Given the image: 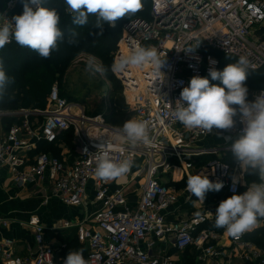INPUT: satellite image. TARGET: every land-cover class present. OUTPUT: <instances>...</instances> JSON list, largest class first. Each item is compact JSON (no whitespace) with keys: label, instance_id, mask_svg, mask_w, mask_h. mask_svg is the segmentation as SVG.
<instances>
[{"label":"built area","instance_id":"built-area-1","mask_svg":"<svg viewBox=\"0 0 264 264\" xmlns=\"http://www.w3.org/2000/svg\"><path fill=\"white\" fill-rule=\"evenodd\" d=\"M20 1L5 0L0 24L17 15L14 10ZM149 2L147 17L135 16L123 23L112 65L137 46L155 47L166 59L161 69L164 83L156 81L151 66L112 73L133 119L150 122L152 144L131 146L118 139V128L109 124L102 113L89 114L84 103L61 96L56 85L48 93L47 109L16 112L19 122L12 123L0 136V167L7 169L17 186L39 184L45 201L54 198L83 213L50 227L37 214L30 215L21 224L32 230L34 251L19 255L15 240L3 238L2 264H63L70 251H64V242L51 241L45 234L69 228L83 245L88 264H175L186 251L193 254L194 264H264V218L239 238L214 227L219 203L233 194H242L253 183L246 180V171L238 169L236 162L224 159V149L231 148L242 125L237 123L234 130L221 136L215 129L211 133L186 129L172 115L176 100L191 78H211L209 68L218 70L214 50L238 59L247 56L254 66L252 70L264 65V38L257 35L256 28L264 21V0ZM65 12L73 15L66 8ZM10 43L16 42L11 39ZM190 48L194 50L188 52ZM1 54L2 49L0 60ZM262 92L264 89H258L253 99ZM63 131L72 133V152L66 156L33 153L40 141L53 142ZM213 136L219 137L223 145L202 142ZM106 140L114 160L128 158L134 162L130 177L113 181L95 177L100 155L97 146ZM238 172L242 180L234 187L231 177ZM201 173L224 184L219 192L212 191L213 208L200 201L199 215L172 219L170 214L177 208L180 195L173 184L186 180L181 190L185 200H190L193 194L187 191V178ZM135 182L139 183V193L131 202L128 192Z\"/></svg>","mask_w":264,"mask_h":264},{"label":"clouds","instance_id":"clouds-1","mask_svg":"<svg viewBox=\"0 0 264 264\" xmlns=\"http://www.w3.org/2000/svg\"><path fill=\"white\" fill-rule=\"evenodd\" d=\"M46 0H23L22 14L0 24V49L14 39L21 47L36 52L41 58L48 59L53 51L59 50V43L64 40V32L59 27L60 15L55 7L45 6ZM67 10L73 13V23L85 26L89 16L96 17L95 28L103 35V26L109 25L125 16L135 14L141 8L142 0H64ZM76 35V33H73ZM190 48L188 52L193 51ZM166 59H162L155 47L137 46L130 54L122 55L111 66L113 73H123L131 67L144 68L151 66L153 75L164 83ZM214 65L216 62L211 61ZM254 69L247 56H240L234 63L227 64L222 71L210 67L207 77L194 76L187 87L180 93L175 102L172 115L186 129H201L211 133L214 129L219 135L231 132L237 123L242 125L231 151L238 169L256 175L259 182L251 183L242 194H233L221 201L215 212V228H223L226 233L239 238L247 231L254 229L258 220L264 218V92L249 100V89L246 80ZM86 71L95 75L106 74L108 69L89 61ZM163 76V80L159 78ZM155 81V83H156ZM15 82L4 70L0 60V100L8 94V88ZM156 92L157 88L154 89ZM117 138L131 146L138 144L151 145L150 122L148 120L128 119L117 129ZM111 145L101 142L97 149L94 175L103 181L121 179L134 166L131 159L117 162L110 155ZM235 187L242 180L238 174L232 177ZM224 187L222 181H211L204 173L189 175L187 191L194 194L199 201L205 200L209 191L219 192ZM199 215V213L197 214ZM83 249L70 251L63 264H88L83 256Z\"/></svg>","mask_w":264,"mask_h":264},{"label":"trees","instance_id":"trees-1","mask_svg":"<svg viewBox=\"0 0 264 264\" xmlns=\"http://www.w3.org/2000/svg\"><path fill=\"white\" fill-rule=\"evenodd\" d=\"M64 0H46L45 6L55 7L60 15L59 27L64 32V40L59 43V50L53 51L52 55L48 59L41 58L36 52L21 47L17 43H10L4 46L2 49L1 60H3V67L9 77H14L15 82L8 88V94L6 98L0 103V106H7L11 104L15 109H27L36 108L43 109L46 106V100L51 88V83L64 73L65 69L69 65V62L77 52H89L94 53L100 59L102 66L108 69L106 75L111 80H115L121 88L118 80L111 73L112 65V53L116 49L117 40L121 34V23L135 16H148V9L150 6L149 0H142L143 7L135 14H130L121 18L115 30L110 29L107 26H103V35H98L100 29L95 28L96 17L94 15L89 16L88 23L85 26H78L73 23V15L65 12L63 8ZM146 7V9H145ZM18 15L23 12V0L16 4L15 10ZM76 33V35H73ZM114 34V39H111V35ZM257 35L264 38V21L257 28ZM100 48V50H97ZM214 55L218 58L219 67L218 70L222 71L223 68L229 64L238 60L233 55L224 54L218 50L213 51ZM59 79V78H58ZM210 83L218 84L219 81H212L208 78ZM246 86L249 89V100H253L251 97V91L254 89H264V65L258 69H250V74L246 80ZM111 91H115L114 88ZM61 96L70 100H81L67 96L61 93ZM72 97V98H71ZM83 103V102H82ZM4 108V107H3ZM99 108L94 110L97 112ZM88 112V110H86ZM113 111V110H111ZM101 112L105 120L115 126L121 128L126 120L130 118V112L117 110L116 112ZM90 113V112H88ZM3 123H8V128L12 123H17L20 120V116L5 115L0 118ZM72 139V142H71ZM64 141L69 149L73 151V136L71 131H63L58 134L56 140L53 142H47L45 140L40 141L37 144L36 150L46 151L54 156H59L60 148L59 144ZM207 158V157H206ZM226 161L233 163L234 157H227ZM253 180H256L253 177ZM65 243V252L85 249L80 244L74 233L72 238L62 240ZM175 264H194L193 254L184 252L181 259L177 260Z\"/></svg>","mask_w":264,"mask_h":264},{"label":"crops","instance_id":"crops-1","mask_svg":"<svg viewBox=\"0 0 264 264\" xmlns=\"http://www.w3.org/2000/svg\"><path fill=\"white\" fill-rule=\"evenodd\" d=\"M4 2L5 0H0V13ZM11 114H13L12 116H16V111L11 112ZM6 130L7 128L3 131L0 124V136L4 134ZM202 142L223 145L222 140L217 136L204 138ZM233 142H231V144ZM58 146L60 148L59 156H66L67 152H72L63 140ZM223 152L225 160L228 159L227 157L233 156L231 148L226 150L224 149ZM209 157L210 156H207V158ZM134 169L135 166H133L127 174V178L130 177ZM253 177H255L256 180H253ZM245 178L249 182L258 181V177L256 175L249 174L248 171L245 173ZM140 181H142V179ZM185 183L186 180L173 184L179 189L180 195L176 206L177 208L170 214L172 219L202 211L200 201L194 194L190 200H185V194L183 190H181L184 188ZM138 186L139 183L135 182L128 192V199L131 202L137 200L139 189L136 187ZM213 199L214 192L209 191L206 193L204 205L209 208H213ZM82 213L81 209L67 206L54 198H48L45 201L43 198V190L39 184H33L25 187L17 186L11 181L7 169L5 167H0V240L3 238H13L15 240V250L17 254L27 255L28 253H32L34 251L32 230L28 226L21 224V222L26 221L30 215L37 214L41 221L46 226L50 227L52 225L61 224L64 219L74 220V218H79L82 216ZM4 221H6V223H4ZM207 224L210 225V223ZM67 231L74 233L73 229L69 228L60 230L57 233L47 231L45 236L51 241L59 242L63 240L64 232ZM222 240H225V236H223ZM182 255L183 254L180 255L178 260L181 259ZM0 264H2L1 258Z\"/></svg>","mask_w":264,"mask_h":264},{"label":"rangeland","instance_id":"rangeland-1","mask_svg":"<svg viewBox=\"0 0 264 264\" xmlns=\"http://www.w3.org/2000/svg\"><path fill=\"white\" fill-rule=\"evenodd\" d=\"M63 8L67 9V6L65 5L64 7L63 5ZM120 21L121 18L118 19L114 23V25H109L106 22L104 26H107L110 29L115 30L118 24L120 23ZM123 23L120 24L121 29ZM256 28H258V26H256ZM110 38L114 39V34H112ZM97 50H100V48H98ZM112 58H113V53H112ZM89 61H94L96 64L102 65L100 59L94 53H89L85 51L77 52L69 62V65L65 69L64 73L61 74L59 77L57 76L56 79L51 83V86L56 85L61 91V93L66 94L67 96H73L81 100L85 104L86 110L90 112L89 114L109 112L111 110H113L111 112H116L117 110H121L122 112L123 111L130 112V110L128 109V107L124 102L121 88H119L117 82L114 79L113 80L109 79V77L106 74H101L97 72L95 75H92L91 73L86 71ZM112 88L115 89L114 92L111 91ZM256 91L257 89L251 91L252 98H253V94ZM3 100H0V103ZM45 108L46 109L48 108V99L46 100V106L43 109ZM97 108H99L98 111L94 112V110H96ZM22 109L23 108L15 109L13 108V106H11V104L7 105L6 107L0 106V117L5 115L12 116L13 114H11V112L14 111L18 112L19 110ZM34 109L36 108H27L24 110H34ZM129 119H133L131 112ZM0 124L3 131L8 126V123H3L2 120H0ZM72 236L73 233L67 231L64 232L63 238L69 239L72 238Z\"/></svg>","mask_w":264,"mask_h":264}]
</instances>
